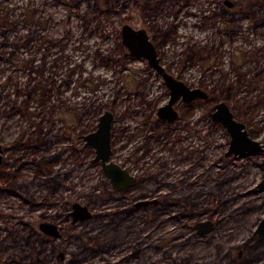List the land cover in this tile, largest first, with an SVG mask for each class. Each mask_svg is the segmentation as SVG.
<instances>
[{
  "label": "rangeland",
  "instance_id": "1",
  "mask_svg": "<svg viewBox=\"0 0 264 264\" xmlns=\"http://www.w3.org/2000/svg\"><path fill=\"white\" fill-rule=\"evenodd\" d=\"M233 1L0 0V264L29 254L22 235L40 231L42 219L62 235L43 233L33 264L261 262L248 259L264 256L254 233L264 216V153L226 154L231 134L209 114L224 100L264 140V0ZM124 22L146 27L168 70L209 98L179 100L172 124L159 118L169 88L123 43ZM106 108L113 159L140 175L122 192L82 137ZM76 201L92 216L73 222ZM205 218L214 227L198 233Z\"/></svg>",
  "mask_w": 264,
  "mask_h": 264
},
{
  "label": "water",
  "instance_id": "2",
  "mask_svg": "<svg viewBox=\"0 0 264 264\" xmlns=\"http://www.w3.org/2000/svg\"><path fill=\"white\" fill-rule=\"evenodd\" d=\"M228 3L231 4L232 2L228 1ZM121 38L131 54L146 58L148 63L164 77L170 89V97L166 103L158 108V115L162 118L173 121L178 116L174 102L179 97L185 100H192L197 95L204 97L208 95L201 88L190 87L183 79L176 77L165 68L160 61L155 41L151 38L145 27H136L129 22H125L121 28ZM0 57H2L1 53ZM210 114L212 119L226 126L231 134L230 145L226 154L249 155L264 149V143L249 134L246 123L234 115L233 110L226 101H219L216 104V109L211 111ZM112 118V110L106 109L99 117L97 128L85 134L84 138L87 140V143L95 146V160L101 161L105 175L110 179L112 185L119 190L133 185L136 183L137 178L130 169L112 159ZM1 150L2 144L0 143V164L2 161ZM258 187L264 190V177L259 181ZM147 202H149V199L140 201L139 204ZM71 214L73 216L72 221L75 222L89 218L92 215V211L88 205L76 201L73 203ZM41 227L49 234L60 235L59 226L53 221H44L41 223ZM196 227L199 233H207L214 227V220L212 218L201 219L196 222ZM254 233L264 236V216L258 223ZM59 255L64 257L65 253L60 251ZM259 264H264V257Z\"/></svg>",
  "mask_w": 264,
  "mask_h": 264
},
{
  "label": "flooded vegetation",
  "instance_id": "3",
  "mask_svg": "<svg viewBox=\"0 0 264 264\" xmlns=\"http://www.w3.org/2000/svg\"><path fill=\"white\" fill-rule=\"evenodd\" d=\"M225 1V3L226 4H228L229 6H233L234 5V1L233 0H224ZM228 1H231L232 3L231 4H229L228 3ZM204 9V8H203ZM204 13V15L205 14H208L209 12L207 11V10H204L203 11ZM263 21H264V17H263ZM125 23V22H124ZM123 23V24H124ZM122 24V25H123ZM141 27H143V26H141ZM122 28V27H121ZM146 28V27H145ZM147 29V28H146ZM147 31H148V29H147ZM148 33H149V31H148ZM150 34V33H149ZM151 36V35H150ZM152 38V37H151ZM153 39V38H152ZM156 44V43H155ZM156 46H157V44H156ZM157 48H158V46H157ZM1 54H2V57H0V59L1 58H3L4 57V53L3 52H0ZM158 54H159V51H158ZM133 55V54H132ZM160 57V56H159ZM160 61H161V63L163 64V62H162V60H161V58H160ZM164 65V64H163ZM152 66V65H151ZM165 66V65H164ZM153 67V66H152ZM154 68V67H153ZM165 68L168 70V68L165 66ZM155 69V68H154ZM156 70V69H155ZM157 71V70H156ZM170 73H172L173 75H175L173 72H171L170 70H168ZM158 72V71H157ZM159 74H161L160 72H158ZM161 76H162V74H161ZM176 77H178L177 75H175ZM163 77V76H162ZM178 78H180V77H178ZM163 79H164V77H163ZM180 79H183V78H180ZM190 87H198V88H201V89H203V90H205L206 92H207V96L206 97H204V96H200V95H197V96H195L192 100H185V99H183L182 97H179L175 102H174V107L177 109V111H178V116L173 120V121H170V120H168V119H164V118H162L161 116H159L158 115V117L159 118H161L162 120H164V121H167L168 123H174L179 117H180V109H179V107H178V105H177V103L179 102V100H182V101H184L186 104H188L189 106H194L195 104H197V103H199L200 101H204L205 102V100L207 99V98H209V96H210V92H209V90H207L205 87H203V86H201V85H191L190 83H188L185 79H183ZM164 81H165V79H164ZM166 83V82H165ZM167 85V84H166ZM168 87V86H167ZM169 88V87H168ZM169 92H170V89H169ZM205 99V100H204ZM219 101H222V100H219ZM219 101H217L214 105H213V107H211V109H210V111H209V114L211 113V111H214L215 109H216V104L219 102ZM161 106V105H160ZM230 106V105H229ZM159 108V107H158ZM106 109H110V110H112L111 108H106ZM105 109V110H106ZM104 110V111H105ZM103 111V112H104ZM158 111V110H157ZM102 112V113H103ZM112 112H113V118H112V148H113V153H114V141H113V121H114V110H112ZM234 112V111H233ZM101 113V114H102ZM100 114V115H101ZM157 114H158V112H157ZM100 115H99V117H100ZM211 115V114H210ZM234 115L237 117V115L235 114V112H234ZM212 117V116H211ZM238 119H240L239 117H237ZM242 120V119H241ZM99 121V120H98ZM245 122V121H244ZM246 123V122H245ZM98 124V123H97ZM97 128V127H96ZM95 128V129H96ZM246 128H247V130H248V132H249V134L251 135V133H250V131H249V129H248V127H247V124H246ZM94 129V130H95ZM94 130H92V131H94ZM92 131H90V132H92ZM90 132H87V133H84L83 135H82V137H83V139H84V143H85V145H92L93 147H94V149H95V146L93 145V144H91V143H87V140L84 138V135L85 134H88V133H90ZM252 136V135H251ZM252 137H254V136H252ZM254 138H256V137H254ZM257 139H259V138H257ZM261 140V142L262 143H264V140H262V139H260ZM1 144H2V150H1V153H2V161H1V164H0V172H2V170H4V165L6 164V154H5V150H6V148H5V146H4V144L2 143V142H0ZM258 152H262V153H264V149H261V150H258V151H256V152H254V153H258ZM95 153H96V150H95ZM254 153H251V154H254ZM235 154V153H234ZM251 154H249V155H251ZM96 155V154H95ZM113 155V154H112ZM237 155H240V154H237ZM112 159H113V157H112ZM114 160V159H113ZM42 159L40 160V162L42 163ZM94 161H99L100 163H101V161L100 160H95V156H94ZM116 161V160H115ZM116 162H118V161H116ZM120 163V162H119ZM120 164H122V163H120ZM102 165V164H101ZM122 166H124V167H126V168H128V169H130V171L136 176V178H137V181H136V183H134L133 185H130V186H128V187H126V188H124V189H117L116 187H114L113 185V187H114V189L116 190V191H119V192H122V191H125V190H128L129 188H131L132 186H134V185H136L138 182H139V180H140V175H138L133 169H131L129 166H127V165H125V164H122ZM9 171H11V170H9ZM11 173V172H10ZM107 177V176H106ZM9 187H13V184H14V182H13V180H12V177H10V175H9ZM108 178V177H107ZM109 179V178H108ZM110 180V179H109ZM111 182V181H110ZM112 184V183H111ZM27 198H29L28 196H27ZM31 199V198H30ZM140 201H142V200H139L138 202H135V205L137 206H141V205H144V204H150V203H155V202H157L158 201V197H154V198H149V202H147V203H141V204H139V202ZM90 208V207H89ZM73 210V205H72V209L69 211V214L72 216V214H71V211ZM90 210H91V208H90ZM92 211V210H91ZM92 216V215H91ZM90 216V217H91ZM44 221H51V220H46V219H42L40 222H39V228H40V231H38V230H35V229H31V230H29V232L27 233V234H25V235H22V239H23V244H24V247H25V249L26 250H28V252H29V254H20L19 255V257H17L18 255H12L11 257H10V259H8L6 262H7V264H13V262H16V264H33V262H36V259H37V257H39V259H41V257H42V255H35L34 256V252H33V250H32V248H34V246H37L38 244H40L41 246H43L46 242H47V239H46V237L43 235V233H45V234H47V232L45 231V230H43L42 229V227H41V223L42 222H44ZM54 222V221H53ZM56 223V222H55ZM58 224V223H57ZM59 226V230H60V235L58 236V237H60L61 235H62V226H60V225H58ZM195 227H196V223H195ZM196 229H197V227H196ZM197 232H198V229H197ZM199 233V232H198ZM49 234V233H48ZM52 235H54V234H52ZM54 236H56V235H54ZM264 237V236H263ZM38 247V246H37ZM108 250H110V249H108ZM31 251H32V253H31ZM44 251V249H40L39 250V253H41V252H43ZM60 253V252H59ZM59 253H58V257L59 258H61L62 260H63V258L64 257H61L60 255H59ZM264 257V256H263ZM106 263H110V264H116V262H112L111 260H108ZM106 263H104V264H106ZM62 264H64V263H62Z\"/></svg>",
  "mask_w": 264,
  "mask_h": 264
},
{
  "label": "trees",
  "instance_id": "4",
  "mask_svg": "<svg viewBox=\"0 0 264 264\" xmlns=\"http://www.w3.org/2000/svg\"><path fill=\"white\" fill-rule=\"evenodd\" d=\"M41 249H42V248H41ZM32 250H33V251H36V252H39L40 248L37 247V246H34V248H32ZM263 252H264V250H263ZM261 253H262V252H261ZM261 253L258 254V255H255V256H253V257H250V258L248 259V261L252 262V261H254V260L262 259V258H263V255H262Z\"/></svg>",
  "mask_w": 264,
  "mask_h": 264
}]
</instances>
